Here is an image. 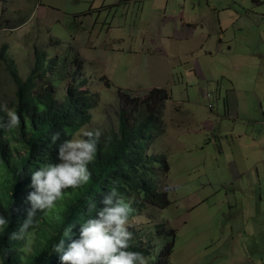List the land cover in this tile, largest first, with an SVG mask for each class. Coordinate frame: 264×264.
<instances>
[{"label":"rangeland","instance_id":"obj_1","mask_svg":"<svg viewBox=\"0 0 264 264\" xmlns=\"http://www.w3.org/2000/svg\"><path fill=\"white\" fill-rule=\"evenodd\" d=\"M74 60L81 90L98 94L86 126L102 137L117 132L118 88L170 97L162 131L146 114L145 133L167 163L155 181L169 205L137 208L133 228L154 246L172 230L169 264H264V0H0L5 111L11 68L21 80L37 69L34 92L64 91Z\"/></svg>","mask_w":264,"mask_h":264},{"label":"trees","instance_id":"obj_2","mask_svg":"<svg viewBox=\"0 0 264 264\" xmlns=\"http://www.w3.org/2000/svg\"><path fill=\"white\" fill-rule=\"evenodd\" d=\"M73 64L77 84L67 86L64 91L44 85L34 92L37 69H33L25 80H21L14 69L9 71L15 85L13 110L20 114L21 121L17 128L0 130V214L9 219L5 233L0 234V246L9 251L4 264H60L58 254L52 252L53 243L63 237L64 228L69 224L76 225L75 232L80 223L95 217L96 211L103 207L99 203L102 195L113 186L130 201L132 213L148 205L161 208L169 205L164 186L155 181L157 172L164 179L168 172L167 163L152 152L145 141L149 122L146 114L162 131L163 102L169 99L168 93L154 88L148 90L140 102L137 97L118 88L117 132L100 137L96 157L88 165L92 173L89 181L65 189L56 206L42 215L40 223L30 230L33 251L21 259L22 253L18 249L22 242L9 240L8 234L26 218V209L30 205L25 196L30 190L31 171L56 162L58 144L70 138L77 128L89 124L91 110L97 105V94L81 90L87 83L86 78H81V62L74 60ZM101 79L109 85L105 76ZM0 117H6L5 110L0 111ZM55 132H60V138L52 142L51 136ZM157 160L161 169L154 166ZM152 176H155L154 180ZM92 201L96 202V208L90 209ZM131 231L133 238L129 250L144 253L148 264H169L174 237L172 230L169 231L171 239L162 246H154L153 239L133 227Z\"/></svg>","mask_w":264,"mask_h":264},{"label":"clouds","instance_id":"obj_3","mask_svg":"<svg viewBox=\"0 0 264 264\" xmlns=\"http://www.w3.org/2000/svg\"><path fill=\"white\" fill-rule=\"evenodd\" d=\"M5 107L0 105V111ZM20 121V114L8 109L6 117H0V130L17 128ZM101 135L102 130L98 127L85 125L77 128L70 138L58 144L56 162L31 171L30 190L25 196L30 205L26 209V218L8 234L9 240L22 242L18 249L22 253L21 259L33 251V233L30 230L40 223L42 215L56 206L65 189L76 188L89 181L92 173L88 165L96 157ZM59 138L60 132L51 136L52 142ZM99 203L103 207L96 211L95 217L84 220L75 232L73 228L76 225L69 224L64 228L63 237L53 243L52 252L58 254L60 264H148L144 253L129 250L133 238L130 201L113 186L102 195ZM89 207L96 208V202L92 201ZM8 224V217L0 214V234L5 233ZM8 255V249L0 246V264H4Z\"/></svg>","mask_w":264,"mask_h":264},{"label":"crops","instance_id":"obj_4","mask_svg":"<svg viewBox=\"0 0 264 264\" xmlns=\"http://www.w3.org/2000/svg\"><path fill=\"white\" fill-rule=\"evenodd\" d=\"M186 32L184 33L183 37L184 38H193L194 34H195V30L191 29L189 26H186ZM199 44H201V41L197 44V46H199ZM170 98V97H169Z\"/></svg>","mask_w":264,"mask_h":264}]
</instances>
